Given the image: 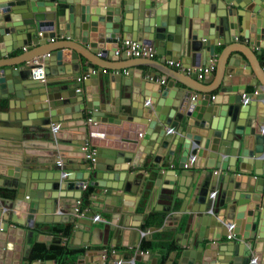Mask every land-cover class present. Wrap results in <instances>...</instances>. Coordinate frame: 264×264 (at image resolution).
I'll use <instances>...</instances> for the list:
<instances>
[{
    "label": "water",
    "instance_id": "obj_1",
    "mask_svg": "<svg viewBox=\"0 0 264 264\" xmlns=\"http://www.w3.org/2000/svg\"><path fill=\"white\" fill-rule=\"evenodd\" d=\"M57 34L81 49L47 46L46 39ZM16 35L22 42L18 46ZM240 35L256 48L253 57L241 49L234 55L215 52V45H229ZM119 38L152 46L165 59L190 66H205L212 58L221 69L225 59L219 91L212 101L209 92L194 96V86L183 80L187 89L173 80L161 88L143 79H165L166 72L155 73L151 65L144 75L128 71L130 80L116 75L105 86L88 53L110 58ZM33 45L39 49L19 60L20 67L0 69V106L6 100L8 107L0 112V124L12 119L13 108L26 112L11 120L19 135L0 137V146L10 153V163H0V174L15 189L6 206L11 210L0 208V264H23L30 249L33 231L12 222L16 200L27 203L20 218L31 228L36 222L67 219L56 208L79 196L68 192L80 191L101 170L114 172L109 178L119 182H91L105 196L116 197L122 189L134 192L127 171L141 167L151 154L159 165L160 156L179 158L182 171L173 179L180 211L204 213L199 222L211 227L208 234L201 232L200 246L182 252L181 264H264V0H0V55ZM63 49L71 51V67L63 61ZM37 68L43 70L42 81L32 75ZM80 72L86 76L82 84L73 77ZM257 84L262 86L257 94L249 93L248 86ZM119 92L131 99L124 108L117 101ZM146 128L157 135L139 138ZM85 144L100 146L96 163L84 162ZM106 153L104 165L100 158ZM194 164L195 172L189 169ZM196 203L204 204L202 210ZM230 231L236 239L220 242Z\"/></svg>",
    "mask_w": 264,
    "mask_h": 264
},
{
    "label": "crops",
    "instance_id": "obj_2",
    "mask_svg": "<svg viewBox=\"0 0 264 264\" xmlns=\"http://www.w3.org/2000/svg\"><path fill=\"white\" fill-rule=\"evenodd\" d=\"M226 7L231 8L233 5L227 4ZM239 33L241 34L243 32ZM17 37V35L13 36L16 46H18V44L21 42L17 40ZM39 37L41 38V36ZM13 38H11V40H13ZM53 38V41H51L50 38L46 39L49 43L47 46L55 45V47H58L72 44L80 48L79 45L74 44L65 36L57 34ZM27 47L29 46H25L23 48L18 47L5 53V55H0V69H13L20 67L22 63L17 64L19 60L28 57L26 55H32L39 49H37V45H33V49H28ZM214 49L216 53L221 51L229 52L231 50L228 53L229 55H234V53L237 52L241 54L240 51H235L237 49H241L250 57H253L252 50H256L254 46L249 45L248 40L242 35L232 38L231 44H217L215 45ZM109 51L110 53H108L110 58L103 57L102 60L97 58L98 54L92 55L91 53H88L96 63L94 71L96 72L101 69L100 72L98 71V75L99 78H103V83L105 86H108L109 79L113 80L116 75L124 76L125 80H130L126 75L128 71L133 70L138 72V70H142L144 75L147 70H151L149 67V65H151L153 67V72L155 73L157 72L156 69L161 71V75L164 71L166 72L164 79L165 82L161 83V77L158 76H154L152 79H149L148 76H144L143 79L146 81L153 80L159 83L161 88L165 87L167 81L173 80L175 85L179 87H185L187 89L188 87L181 82V80H183L189 84L191 83L194 86L192 91L194 96H198L199 93L205 95L207 92H209L211 96H216L217 92L219 91L218 89L216 90V88L223 74L225 59L222 62V67L220 69L218 68V60L216 61V59L214 60L209 58L208 64L212 63L214 68L211 72L204 75L203 78L199 79L194 74L186 75L185 73L178 70L172 71L167 69L165 66L168 65L165 59H163V56H156L154 59L132 58L124 54H119L116 56L111 53L112 50ZM70 53L71 51L69 49H63V61L67 67H71V60L69 58ZM84 60L86 61V59ZM182 63L184 65L190 66L184 62ZM208 64L206 63V65ZM53 69H55V67H53ZM260 74L264 79L262 70H260ZM82 75V72H80L74 74L73 77L76 79L78 76ZM80 87L82 88V85ZM218 87H220V85ZM248 87L250 93L262 86L257 84L255 87ZM152 99L153 98H151V100ZM130 100L131 99L128 97V94L119 92L117 101L121 108L126 107L127 104L131 102ZM211 100L213 101V98H211ZM3 103L4 104L0 106V112L8 110V107L6 106L7 101L4 100ZM138 105L141 106V103ZM20 112L21 116L22 114L26 113L25 110L21 111L20 107L10 110L12 119L8 118L7 121L1 122L0 128L3 131H0V137L2 136L6 140H11L13 137L17 136V134H20L17 126L11 123L13 118L15 120L16 118L21 117L19 115ZM215 118L218 119L219 117L217 116ZM222 119L224 121V116ZM150 131V128H146L142 133L139 134V138H142L146 141L147 136L151 133ZM151 135L153 136L152 138H154V136L157 134L152 133ZM87 146L88 153L94 151L96 154L98 151H100V146L96 147L95 145L91 144H87ZM7 150V147L0 146V163L2 164L10 163V153ZM108 157L109 153L101 156L100 163L106 165L105 162L109 160ZM160 157L162 165L154 163L152 160L153 155L151 154L147 155L143 159L141 167H129L127 171L128 175L131 176V179L129 180V188H131V190L133 188L134 192L123 191L122 189L117 191L118 196L116 197L105 196L102 193V189L95 184H91V182L96 181L98 183H109L111 185L117 184L119 182L113 179L110 180L109 178L113 176L114 172L109 170H101L98 177H89L87 181L83 182L86 184V188L84 190L68 192H75L76 195H79L76 197V199H66L63 205L57 206V213L60 214L61 217L69 216L67 219L62 218L63 220L52 222H36L34 227L31 228L25 224L24 216L20 218L24 212L23 208H20L22 206L26 207L27 203H25V200H16L13 204L12 210L14 213L13 216L16 219L13 218L12 222L18 227H24L27 231H33L32 238L29 240L30 249L25 250L28 256H23V264H31L32 262L35 264H38L37 262H39V264H47V261H51V264H57V262L50 259L31 260L30 254L32 252L33 246L37 243H43L45 245L65 244L69 248L82 249L83 252H80L79 256L77 257L76 264H115L114 262H121V264H156L158 262V255L155 251L147 250L140 254V252H142L139 249V243L142 239L140 234L141 230L148 232L145 236H143V238L150 241L151 243L157 241L164 242L166 239L171 237L173 244L177 245L178 248L177 250L170 251L165 264H181L182 252L186 249H193L196 247V245L200 246L202 243H198L197 240L202 238L204 229L205 234H208L211 227L206 228L203 224H200L199 219L204 215V213H187L186 211H180L181 199L175 197L179 190L178 184L177 180L173 179L175 175H177V179H179L180 173L182 171V168L179 167V158L175 155L169 159L166 156ZM84 162L90 161L89 159H86ZM38 166L39 165L36 167ZM189 169H192L195 172L198 170V167H195L194 164V166ZM87 170L88 169H83L82 171L87 172ZM173 170H175V174ZM46 171L48 174H51L48 169ZM80 171L81 170H77L76 172L80 173ZM40 173L43 174L42 171H40ZM158 173H160L159 176L157 175ZM221 173H223V171H221ZM226 173L227 171H224V174ZM250 174L253 175V172ZM6 177V175L0 174V189H2L4 193L5 191L13 190L15 194V189L6 186L8 179ZM24 179L25 178L23 177L22 180ZM169 182H174L175 186H170L171 183ZM123 183L125 182H120V184ZM85 190L90 192L88 196L89 203L81 210V195ZM8 200L9 197L6 198L4 196H0V208L10 211L11 208L9 209L6 207L9 203ZM189 206L190 205H188V207ZM197 206L198 203L195 204V207ZM203 207L204 204H199L197 209L200 208V210H202ZM68 224H71V226L67 227ZM75 224L80 225V227L83 229H77ZM66 230L69 231L68 234L64 232ZM229 233L232 235V237L228 239L225 235H222L220 242L231 243L234 239H236V236H234L231 231ZM204 242H206V240L203 241V244ZM148 255H151L153 258H148ZM132 259H134L133 263L130 262Z\"/></svg>",
    "mask_w": 264,
    "mask_h": 264
},
{
    "label": "built area",
    "instance_id": "obj_3",
    "mask_svg": "<svg viewBox=\"0 0 264 264\" xmlns=\"http://www.w3.org/2000/svg\"><path fill=\"white\" fill-rule=\"evenodd\" d=\"M41 35V32H40ZM54 38H50L51 41H53ZM119 44L117 46V48L112 52L113 55H122L125 54L128 57H132V58H149V59H154L156 56H163L157 53L156 49L152 46H148V45H144V44H140L134 40L131 39H119ZM164 57V56H163ZM165 59V58H163ZM166 63L168 66H173L176 70L181 71L183 73H185L186 75H192L194 74L197 78L201 79L203 78L204 75L208 74L209 72H211L214 68V65L208 64L205 66H186L184 65L181 61L179 60H170V59H165ZM32 75L34 78L39 79V80H44V73L43 70L41 68H37L35 70L32 71ZM86 76L82 75V76H78L76 78L77 83L82 84L83 80L85 79ZM161 83H164L165 80L161 79L160 80ZM81 86V85H80ZM78 87L76 89L77 92H81L82 88ZM253 94H257V89L254 92H250ZM215 95H212L211 98L214 99ZM245 97V95H244ZM246 100V98H245ZM88 121H90V119H88ZM86 150V154H85V158L89 159V161L91 163L95 162V152L91 151L90 153H88V146L87 144H85V146L83 147ZM190 159H193V156L189 157ZM60 163V162H58ZM86 188V184L83 183L81 185V190H84ZM211 197L212 199H214L216 197V190H213L211 192ZM208 211H212V208H210ZM94 218H98V217H94ZM148 232L141 230L140 234L141 236H145ZM226 237L228 239H230L232 237V235L230 233H228L226 235ZM143 252H140V254H142ZM130 262H134V259H132ZM115 264H121V262H114Z\"/></svg>",
    "mask_w": 264,
    "mask_h": 264
},
{
    "label": "trees",
    "instance_id": "obj_4",
    "mask_svg": "<svg viewBox=\"0 0 264 264\" xmlns=\"http://www.w3.org/2000/svg\"><path fill=\"white\" fill-rule=\"evenodd\" d=\"M90 192L85 190L81 195V210L86 207L89 203ZM0 196L12 198L14 196L13 190L2 191L0 189ZM71 224H68L67 227H70ZM68 234V230L64 231ZM161 234V233H159ZM169 236V235H167ZM166 236V237H167ZM162 237V236H161ZM163 238V237H162ZM169 240V241H166ZM164 242H150L142 237L139 243V249L141 251H155L158 255V262L156 264H165L168 258V254L172 250H177L178 246L173 244V241L170 238L166 239ZM80 252H83L82 249H73L69 248L67 245L63 244H50L45 245L43 243H37L33 246L32 252L30 254L31 260L40 259V260H54L57 264H76V259L79 256Z\"/></svg>",
    "mask_w": 264,
    "mask_h": 264
},
{
    "label": "bare ground",
    "instance_id": "obj_5",
    "mask_svg": "<svg viewBox=\"0 0 264 264\" xmlns=\"http://www.w3.org/2000/svg\"><path fill=\"white\" fill-rule=\"evenodd\" d=\"M32 54V53H31ZM26 56H29V55H26Z\"/></svg>",
    "mask_w": 264,
    "mask_h": 264
},
{
    "label": "clouds",
    "instance_id": "obj_6",
    "mask_svg": "<svg viewBox=\"0 0 264 264\" xmlns=\"http://www.w3.org/2000/svg\"><path fill=\"white\" fill-rule=\"evenodd\" d=\"M143 252V251H142Z\"/></svg>",
    "mask_w": 264,
    "mask_h": 264
}]
</instances>
